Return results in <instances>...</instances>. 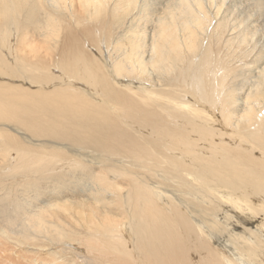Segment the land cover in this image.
Returning a JSON list of instances; mask_svg holds the SVG:
<instances>
[{
  "label": "bare ground",
  "instance_id": "1",
  "mask_svg": "<svg viewBox=\"0 0 264 264\" xmlns=\"http://www.w3.org/2000/svg\"><path fill=\"white\" fill-rule=\"evenodd\" d=\"M0 264H264V0H0Z\"/></svg>",
  "mask_w": 264,
  "mask_h": 264
}]
</instances>
